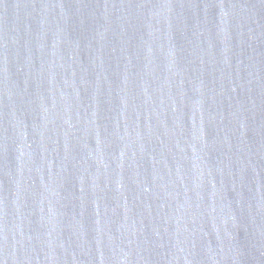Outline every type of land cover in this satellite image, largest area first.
Returning <instances> with one entry per match:
<instances>
[{"label":"water","instance_id":"1","mask_svg":"<svg viewBox=\"0 0 264 264\" xmlns=\"http://www.w3.org/2000/svg\"><path fill=\"white\" fill-rule=\"evenodd\" d=\"M0 264H264V0H0Z\"/></svg>","mask_w":264,"mask_h":264}]
</instances>
